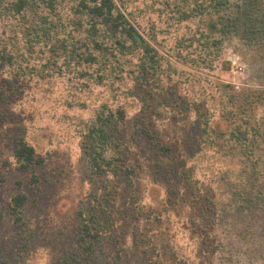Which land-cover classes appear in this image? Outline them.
<instances>
[{
  "label": "rangeland",
  "instance_id": "374dc122",
  "mask_svg": "<svg viewBox=\"0 0 264 264\" xmlns=\"http://www.w3.org/2000/svg\"><path fill=\"white\" fill-rule=\"evenodd\" d=\"M17 1L0 0V264H264V0H115L148 46L82 0ZM23 139L43 164L21 168Z\"/></svg>",
  "mask_w": 264,
  "mask_h": 264
},
{
  "label": "trees",
  "instance_id": "16d2710c",
  "mask_svg": "<svg viewBox=\"0 0 264 264\" xmlns=\"http://www.w3.org/2000/svg\"><path fill=\"white\" fill-rule=\"evenodd\" d=\"M42 1L46 2V0H42ZM258 1L259 0H243V2H245L244 4L245 8L247 9L249 8V6H251V8H254V9H259L260 3H258ZM28 2H29L28 0H18L14 4L13 10H15V12L17 13L21 12L28 5ZM81 5L83 6L82 8L87 10L89 15L93 18L94 22L92 26L94 28H95V24L99 23L107 27L109 32H112L114 36L121 33V34H125L135 44L145 43L142 35L138 33L135 27H133L132 25L128 23L123 13L118 9L115 0H90V3L87 2L86 0H82ZM1 53L2 51L0 50V70L5 68L7 64L9 63L8 61L9 59L1 55ZM93 58L95 59V57ZM226 87H229V86H226ZM123 118H124V112H123ZM100 120L102 121L103 125L107 127H111V130L106 131L104 128H98L95 131L96 136L99 138L101 146H104L105 144L108 143L107 141L110 140V138L115 134L116 129H118V125H115L117 122H115L112 118L110 119L109 117L101 116ZM239 131L240 133H246V131L243 132L241 129H239ZM232 134H233V137L237 136L238 139L242 138L236 135V132L234 131ZM244 136L246 137V135ZM99 141L96 140L97 142L96 144H98ZM96 146L97 145H95L93 149L88 151V154L93 160V162H95V166H97V168L101 170L102 165L98 162L99 160L98 155H100V153H97L98 151H97ZM15 157L17 161L19 162L21 168L25 170H29L35 165L43 164L44 162L43 158L36 154L34 147L29 145L24 139L21 141L19 147L16 149ZM257 160H259V158ZM23 201H24V197H20V196H17L13 199V203L11 206L13 215L18 214V209L21 207Z\"/></svg>",
  "mask_w": 264,
  "mask_h": 264
}]
</instances>
